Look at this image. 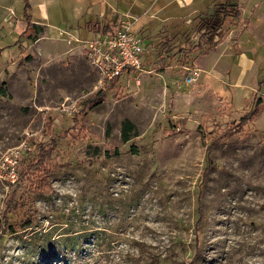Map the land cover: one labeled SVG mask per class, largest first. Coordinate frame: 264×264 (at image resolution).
Returning <instances> with one entry per match:
<instances>
[{"label":"rangeland","instance_id":"rangeland-1","mask_svg":"<svg viewBox=\"0 0 264 264\" xmlns=\"http://www.w3.org/2000/svg\"><path fill=\"white\" fill-rule=\"evenodd\" d=\"M231 1L184 53L225 0H0V264H264V0ZM89 23L144 70L101 83Z\"/></svg>","mask_w":264,"mask_h":264},{"label":"trees","instance_id":"trees-1","mask_svg":"<svg viewBox=\"0 0 264 264\" xmlns=\"http://www.w3.org/2000/svg\"><path fill=\"white\" fill-rule=\"evenodd\" d=\"M30 5V4H29ZM28 5L27 8H30ZM220 14L222 15L221 18H217L215 15H211L209 17H202L197 25V32L199 34L198 42L193 45L192 47H189L188 51L186 52H192L194 50H211L215 48L220 42L224 34V29L228 25L229 20H237L241 16V10L237 3H234L231 0H225V2L220 6ZM36 26L35 24H32L31 22L28 23L26 26V31H29V29L34 28ZM86 30L94 35L96 34H114L116 31L113 30V28L109 25L102 26L100 24H93L89 23L86 25ZM100 93H103V90H101ZM263 105V101L259 100L257 102V105L251 112L243 115L239 121V128L245 127L247 124H251L254 122L255 118L258 116L260 107ZM136 130V126L129 120H126L122 124V140L124 143H128L132 138V133ZM134 147L132 149V152L136 154L137 149ZM29 151V150H25ZM40 151H42L41 158L39 160L38 166H41L44 164V162L47 160V158L51 155V151H53V147H51L50 150L44 151L40 148ZM209 153V152H208ZM10 212H7L5 215V221L0 220V229L2 226H5L8 231H14L16 232L15 225L9 224L8 214ZM14 214L13 212H11ZM34 225V221L28 220L22 227L24 229L31 228Z\"/></svg>","mask_w":264,"mask_h":264},{"label":"built area","instance_id":"built-area-1","mask_svg":"<svg viewBox=\"0 0 264 264\" xmlns=\"http://www.w3.org/2000/svg\"><path fill=\"white\" fill-rule=\"evenodd\" d=\"M88 57L101 73V83H113L124 74L143 71L145 68L144 49L141 38L129 31L114 34H96L87 43ZM30 150L26 143L21 151ZM20 151V152H21ZM12 165V179L16 181L15 164L19 153L15 155ZM12 164V163H11Z\"/></svg>","mask_w":264,"mask_h":264},{"label":"crops","instance_id":"crops-1","mask_svg":"<svg viewBox=\"0 0 264 264\" xmlns=\"http://www.w3.org/2000/svg\"><path fill=\"white\" fill-rule=\"evenodd\" d=\"M88 25V24H87ZM217 47V46H216ZM214 49V48H213Z\"/></svg>","mask_w":264,"mask_h":264}]
</instances>
